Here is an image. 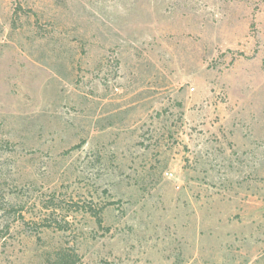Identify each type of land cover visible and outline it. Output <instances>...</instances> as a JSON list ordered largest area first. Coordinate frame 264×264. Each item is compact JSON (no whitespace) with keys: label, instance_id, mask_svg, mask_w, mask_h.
I'll return each instance as SVG.
<instances>
[{"label":"rangeland","instance_id":"obj_1","mask_svg":"<svg viewBox=\"0 0 264 264\" xmlns=\"http://www.w3.org/2000/svg\"><path fill=\"white\" fill-rule=\"evenodd\" d=\"M73 262L264 264V0H0V264Z\"/></svg>","mask_w":264,"mask_h":264},{"label":"trees","instance_id":"obj_2","mask_svg":"<svg viewBox=\"0 0 264 264\" xmlns=\"http://www.w3.org/2000/svg\"><path fill=\"white\" fill-rule=\"evenodd\" d=\"M90 210H85V212L86 213H89L91 216H93L95 219H96V221H97V223L99 224V226H102V224L104 223V220H103V216H102V213L100 212V213H98V212H92L93 210H91L90 212H89ZM61 255H63L62 253L61 254H58V258H60L61 257ZM61 259V258H60ZM62 261L64 262V261H67V258L65 257V255L64 256H62ZM75 262H73L72 264H74Z\"/></svg>","mask_w":264,"mask_h":264}]
</instances>
